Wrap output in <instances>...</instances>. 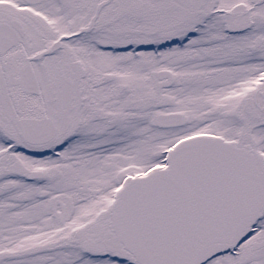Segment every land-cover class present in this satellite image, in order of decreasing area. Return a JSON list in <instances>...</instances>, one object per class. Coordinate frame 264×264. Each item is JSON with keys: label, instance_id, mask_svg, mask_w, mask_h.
Returning a JSON list of instances; mask_svg holds the SVG:
<instances>
[{"label": "snow or ice", "instance_id": "snow-or-ice-1", "mask_svg": "<svg viewBox=\"0 0 264 264\" xmlns=\"http://www.w3.org/2000/svg\"><path fill=\"white\" fill-rule=\"evenodd\" d=\"M0 264H264V0H0Z\"/></svg>", "mask_w": 264, "mask_h": 264}]
</instances>
